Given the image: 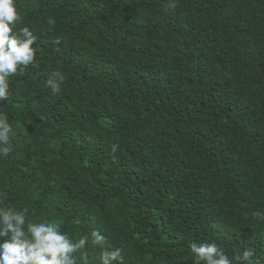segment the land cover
I'll list each match as a JSON object with an SVG mask.
<instances>
[{"label": "trees", "instance_id": "trees-1", "mask_svg": "<svg viewBox=\"0 0 264 264\" xmlns=\"http://www.w3.org/2000/svg\"><path fill=\"white\" fill-rule=\"evenodd\" d=\"M17 6L36 60L0 101V206L99 231L125 264H194L189 244L212 241L264 264V0Z\"/></svg>", "mask_w": 264, "mask_h": 264}, {"label": "clouds", "instance_id": "clouds-1", "mask_svg": "<svg viewBox=\"0 0 264 264\" xmlns=\"http://www.w3.org/2000/svg\"><path fill=\"white\" fill-rule=\"evenodd\" d=\"M168 7H175V3L170 2ZM20 20L17 0H0V101L9 97L10 77L18 72L23 73L36 60L33 45L37 37L28 26L18 28ZM63 81L64 76L56 71L47 80L46 87L58 93ZM12 133L11 123L0 112V158L7 157L13 151ZM237 233L246 239L253 236L251 233L248 235L244 228H238ZM89 243L100 249L99 264H125L123 250L109 245L99 231L91 233L90 242L88 236L73 240L61 231L58 223H35L27 219L26 209L0 206V264H88L85 249ZM189 249L194 264H234L233 258L215 241L191 242ZM234 259L236 264H256L251 248H245Z\"/></svg>", "mask_w": 264, "mask_h": 264}]
</instances>
